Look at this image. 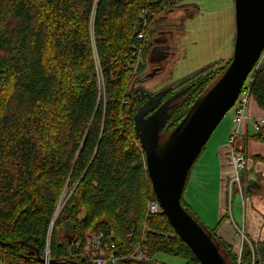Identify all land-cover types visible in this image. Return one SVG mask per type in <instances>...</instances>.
<instances>
[{"label": "trees", "instance_id": "obj_1", "mask_svg": "<svg viewBox=\"0 0 264 264\" xmlns=\"http://www.w3.org/2000/svg\"><path fill=\"white\" fill-rule=\"evenodd\" d=\"M180 2L0 0V242L12 244L0 245V264H36L27 245L41 257L49 232L50 260L56 262L69 259V245L73 261L86 264L89 234L103 232L114 235L116 246L145 248L146 264H156L157 254L198 264L166 217L149 213L156 199L134 122L148 97L157 95L131 76L141 14L148 24L143 53L148 28ZM230 60L163 92L161 102L180 94L166 112L161 143ZM250 96L264 111L261 72L253 76ZM263 129L252 139L264 141ZM258 161L264 165V157ZM183 195L181 206L191 215ZM224 201L221 221L228 215L226 188ZM205 230L222 258L238 264L240 253L239 264H251L247 243L233 248L215 230ZM251 245L256 260L264 258V239Z\"/></svg>", "mask_w": 264, "mask_h": 264}, {"label": "water", "instance_id": "obj_2", "mask_svg": "<svg viewBox=\"0 0 264 264\" xmlns=\"http://www.w3.org/2000/svg\"><path fill=\"white\" fill-rule=\"evenodd\" d=\"M234 13L235 38L227 69L165 141L161 143L159 133L169 105L180 92L164 102H161L163 92L148 97L134 118L135 133L145 155L146 171L155 199L171 228L188 246L198 264L225 263L210 234L181 206L189 171L215 129L233 107L264 49V0H234ZM258 188L254 179L248 182V190ZM0 245L12 244L0 242ZM27 246L36 254L37 262L43 263L39 250ZM68 252V260H50V264H78L72 259L69 245Z\"/></svg>", "mask_w": 264, "mask_h": 264}, {"label": "rangeland", "instance_id": "obj_3", "mask_svg": "<svg viewBox=\"0 0 264 264\" xmlns=\"http://www.w3.org/2000/svg\"><path fill=\"white\" fill-rule=\"evenodd\" d=\"M174 9L167 10L160 16L165 17L164 20L157 18L148 28V45L142 53L141 63L136 72L137 84L151 94L159 95L213 64L223 66L224 61L228 60V58L225 60L226 55L233 51L234 0H181ZM230 114L231 110L221 122L229 118ZM211 144L212 139H209L204 152L209 150ZM204 152L198 158L197 164L204 159L202 157ZM195 165L196 163L193 168ZM186 191L187 188L183 196L185 200L190 196L189 191ZM64 194L65 198L69 195ZM65 198L61 199L60 206L65 202ZM238 198L239 196L234 193L231 206L234 222L241 228ZM211 201L210 193L208 202ZM197 210L202 212L199 207ZM211 212L213 213V209ZM199 214L207 219L204 213ZM229 218L227 215V219ZM223 258L226 264H232L225 254ZM154 262L185 263L181 258L162 254L155 255Z\"/></svg>", "mask_w": 264, "mask_h": 264}, {"label": "crops", "instance_id": "obj_4", "mask_svg": "<svg viewBox=\"0 0 264 264\" xmlns=\"http://www.w3.org/2000/svg\"><path fill=\"white\" fill-rule=\"evenodd\" d=\"M159 19L164 20L165 17H159ZM231 56L232 53H228L225 60L230 59ZM247 117V121L241 128V137L234 144V149L241 151L246 156L247 161L246 170L243 174L246 183L244 207L242 201L238 198L241 228L234 222L232 206L231 218L221 221L225 206L226 183L231 173L229 138L233 130V112L224 122H220L211 135L212 144L209 150L204 152L205 148L203 149L202 153L204 152V155L202 157L204 159L198 164L197 159L195 168L192 167L193 170L191 169L189 172L185 185V189L187 188L190 196L184 200L193 218L203 228L215 230L217 236L233 248L242 245L238 229L243 228L246 238L251 243L264 239V165L258 161V157H264V141L252 139L257 134L253 131L252 125L256 120L264 118V111L259 108L254 99L249 104ZM261 135L264 138V129ZM251 179L255 180L256 185L259 186L258 189H247L248 182ZM210 193L212 201L208 202ZM197 207L202 212L197 210ZM211 209H213V213ZM199 213H204L208 220L201 217Z\"/></svg>", "mask_w": 264, "mask_h": 264}, {"label": "built area", "instance_id": "obj_5", "mask_svg": "<svg viewBox=\"0 0 264 264\" xmlns=\"http://www.w3.org/2000/svg\"><path fill=\"white\" fill-rule=\"evenodd\" d=\"M172 2H177V0H170ZM146 12L141 14V25L143 28V32H141L137 37V44H134L131 47V61H132V74L131 76L136 75L138 68L142 59V45L145 43V34L144 30L147 28V22L145 19ZM256 72H261L264 77V49L262 50L260 57L256 64L254 65L251 73L248 75L233 107L231 108V112H233V130L231 132L229 138V146H230V162H231V173L226 183L227 190V208L228 215L231 218V204L233 194L236 193L239 196V199L242 201V206L244 207L245 198H246V183L243 174L246 170V156L238 150L234 149V144L237 139L241 137V128L245 121H247V113L248 107L250 104V86L253 81V76ZM264 127V118H260L254 122L252 125V129L255 133H259L261 129ZM60 205L57 207L56 212L54 214V219L59 212ZM149 213L157 214L162 213V210L157 203V201L151 203L149 205ZM238 229V228H237ZM239 234L241 236L242 245L243 243H247L252 252V262L251 264H264V258L257 259L255 258L254 247L251 245V242L246 238L245 232L242 229H238ZM131 235H128L126 238L130 240ZM49 238L50 232L47 235L45 249L41 258L43 259V263L37 262L36 264H50V250H49ZM114 238L113 234H105L103 232L91 233L89 234V238L86 241L83 247V255L86 264H124L125 261L128 262H136L140 264H146L151 262V259L148 257V252L145 248L140 246H132L129 245L128 249H125L124 246H116L111 239ZM241 245V248H242ZM76 246H81L80 243H76ZM241 252V249H240ZM238 264L240 262V253L238 257Z\"/></svg>", "mask_w": 264, "mask_h": 264}]
</instances>
